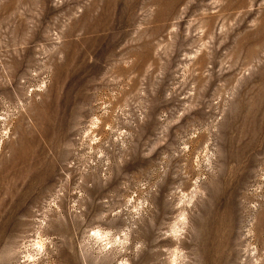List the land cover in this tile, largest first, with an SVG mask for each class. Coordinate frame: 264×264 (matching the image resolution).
Instances as JSON below:
<instances>
[{
	"label": "rangeland",
	"instance_id": "rangeland-1",
	"mask_svg": "<svg viewBox=\"0 0 264 264\" xmlns=\"http://www.w3.org/2000/svg\"><path fill=\"white\" fill-rule=\"evenodd\" d=\"M220 256L264 264V0H0V264Z\"/></svg>",
	"mask_w": 264,
	"mask_h": 264
},
{
	"label": "bare ground",
	"instance_id": "bare-ground-1",
	"mask_svg": "<svg viewBox=\"0 0 264 264\" xmlns=\"http://www.w3.org/2000/svg\"><path fill=\"white\" fill-rule=\"evenodd\" d=\"M84 98V97H83ZM82 98V99H83ZM101 108V107H100ZM98 109V108H97ZM104 109V108H103ZM99 111V110H98ZM104 111V110H103ZM107 111V110H106ZM97 113V112H96ZM103 113V112H102ZM102 116V115H101ZM94 117V116H93ZM95 118V117H94ZM101 118V117H100ZM97 119H99L98 117H97ZM96 119V120H97ZM97 122V121H96ZM95 121H92L91 123L93 124V123H96ZM102 122H104V121H102ZM99 123H100V121H99ZM107 124H109V123H107ZM94 125V124H93ZM99 126V128H102V126L101 125H98ZM110 126V125H109ZM106 127V126H105ZM87 130V129H86ZM111 130V129H110ZM93 132V131H92ZM121 134V133H120ZM92 135V134H91ZM105 137V136H104ZM117 138V137H116ZM93 140V139H92ZM134 157V156H133ZM32 162V161H31ZM29 163V162H28ZM25 209V208H24ZM24 209H23V211H24ZM99 233V232H98ZM38 243L40 244V246L41 245H43V243L42 242H39L38 241ZM216 250L219 252L220 251V248L218 247H216ZM227 250V249H226ZM154 255V254H153ZM152 257V256H151ZM214 257V256H213ZM74 258V257H73ZM210 258H212V257H210ZM215 263H217V264H227V263H229V259L227 258H225V257H223V256H220L218 259H216V262ZM231 263V262H230Z\"/></svg>",
	"mask_w": 264,
	"mask_h": 264
}]
</instances>
